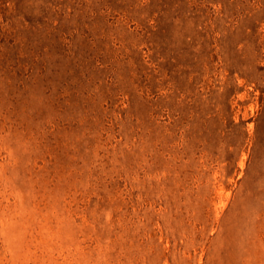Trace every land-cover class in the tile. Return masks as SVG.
<instances>
[{
    "label": "rangeland",
    "instance_id": "1",
    "mask_svg": "<svg viewBox=\"0 0 264 264\" xmlns=\"http://www.w3.org/2000/svg\"><path fill=\"white\" fill-rule=\"evenodd\" d=\"M0 264H264V0H0Z\"/></svg>",
    "mask_w": 264,
    "mask_h": 264
}]
</instances>
